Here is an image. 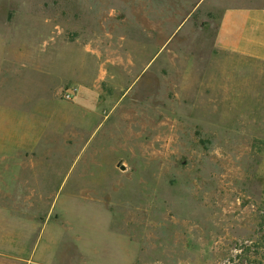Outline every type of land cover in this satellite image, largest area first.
Masks as SVG:
<instances>
[{
    "label": "rangeland",
    "instance_id": "obj_1",
    "mask_svg": "<svg viewBox=\"0 0 264 264\" xmlns=\"http://www.w3.org/2000/svg\"><path fill=\"white\" fill-rule=\"evenodd\" d=\"M223 3L0 0V153L44 143L103 264H264V74L217 46Z\"/></svg>",
    "mask_w": 264,
    "mask_h": 264
},
{
    "label": "crops",
    "instance_id": "obj_2",
    "mask_svg": "<svg viewBox=\"0 0 264 264\" xmlns=\"http://www.w3.org/2000/svg\"><path fill=\"white\" fill-rule=\"evenodd\" d=\"M223 6L217 26V46L243 59L246 76L264 74V0H224ZM74 107L87 111L80 105ZM4 135L7 138V132ZM42 144L36 138L32 142L16 141L17 151L0 153V160L7 161L6 170L0 174V264H93V258L94 264H103L114 249L99 246L98 241L91 240L99 231L86 228L88 223L99 219L93 215L98 211L91 207L61 206L56 200L59 191L44 189L43 179L35 171L39 161L35 150ZM10 145L7 142V148H12ZM48 158L44 156L41 160ZM28 167L32 175L26 177L23 173ZM107 212L123 213L125 209ZM112 219L117 225L120 220L125 224L133 221L122 216ZM137 249L139 255L132 258L131 264H140V245Z\"/></svg>",
    "mask_w": 264,
    "mask_h": 264
},
{
    "label": "built area",
    "instance_id": "obj_3",
    "mask_svg": "<svg viewBox=\"0 0 264 264\" xmlns=\"http://www.w3.org/2000/svg\"><path fill=\"white\" fill-rule=\"evenodd\" d=\"M76 90H77V89L70 90V91L67 93L66 98H68V99H73V97H74L75 94H76Z\"/></svg>",
    "mask_w": 264,
    "mask_h": 264
},
{
    "label": "trees",
    "instance_id": "obj_4",
    "mask_svg": "<svg viewBox=\"0 0 264 264\" xmlns=\"http://www.w3.org/2000/svg\"><path fill=\"white\" fill-rule=\"evenodd\" d=\"M263 222H264V219H263ZM244 250H245V253H244V255H245L248 252L249 249L248 248H245ZM244 250H242L241 252H244ZM239 258H240V256H239ZM250 263H253V261L250 262Z\"/></svg>",
    "mask_w": 264,
    "mask_h": 264
}]
</instances>
